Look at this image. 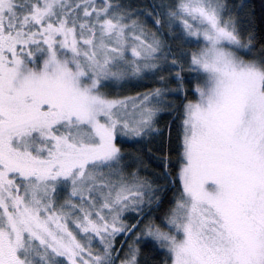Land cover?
I'll list each match as a JSON object with an SVG mask.
<instances>
[{"label":"snow or ice","instance_id":"6c2138e0","mask_svg":"<svg viewBox=\"0 0 264 264\" xmlns=\"http://www.w3.org/2000/svg\"><path fill=\"white\" fill-rule=\"evenodd\" d=\"M245 6L0 0V264H142L147 242L162 264H264V46ZM165 112L180 189L161 213L164 186L120 143L163 135Z\"/></svg>","mask_w":264,"mask_h":264},{"label":"trees","instance_id":"16d2710c","mask_svg":"<svg viewBox=\"0 0 264 264\" xmlns=\"http://www.w3.org/2000/svg\"><path fill=\"white\" fill-rule=\"evenodd\" d=\"M122 3L132 6L134 9H148L151 10V5L153 4H167L171 0H121ZM245 4L241 12V18L245 21H250L245 27L249 30L250 34L254 36L253 43L256 45L254 51L258 52L261 46H264V0H229V4ZM239 11V9H236ZM141 20L144 17L140 18ZM149 28L155 31V27L149 23ZM178 33L173 36L165 35V39L169 44L172 45L174 49H183L185 50H194V46H190L182 42V39L176 38ZM183 63V61H181ZM185 71L182 72V75H189L187 73V64H184ZM178 69H173L175 72ZM163 75L168 76V72H164ZM126 89H118V94H122V91H130L134 95L141 92H147L150 89L159 86V77L147 78L142 81H130L125 83ZM113 95L115 94L114 90L110 91ZM191 98V97H190ZM181 98L176 99V103H180ZM174 113L165 112L158 117V125L163 130V135H153L147 137L146 140L141 139H130L129 142L120 143L122 151L128 156L129 162L135 164V168H140L142 175H147L154 177L157 180V183L164 186V191L160 193V199L162 202V208L160 212L167 210L171 207L173 199L175 197L176 190L180 186V183L177 179L178 167L174 164H170L168 171L170 172V180L163 177L164 169L161 167V157L164 152L167 151L169 154V159L171 161H176L177 158V141L175 138V123ZM172 125V135L171 140H167V126ZM138 159L133 160L134 158ZM135 168L133 170H135ZM160 174V175H157ZM171 179L175 181L174 184H171ZM155 207V206H153ZM159 222V221H158ZM143 257L142 264H162L165 257L162 254V251L155 250V246L151 242L142 243L141 245Z\"/></svg>","mask_w":264,"mask_h":264},{"label":"rangeland","instance_id":"374dc122","mask_svg":"<svg viewBox=\"0 0 264 264\" xmlns=\"http://www.w3.org/2000/svg\"><path fill=\"white\" fill-rule=\"evenodd\" d=\"M182 42H184V41H182ZM188 50H185V52H187ZM126 86L127 85H125V84H120V85H116V86H114V88H112V89H108L107 91H111V90H114L115 92V94H114V96H119V97H123V96H131V95H134L133 93H131L130 91H122V94H118V89H126ZM159 122V121H158ZM158 127H159V125H157ZM160 129H161V127H159ZM146 138L147 137H144V138H136V139H141V140H146ZM122 140L124 141V142H129V138H122ZM134 159L133 160H137L138 161V159L137 158H135V157H133ZM136 161V162H137ZM171 181H174L173 179H171ZM174 183H175V181H174ZM173 182H171V184H174ZM179 189H180V186L178 187V189L176 190V193L175 194H177L178 193V191H179Z\"/></svg>","mask_w":264,"mask_h":264}]
</instances>
